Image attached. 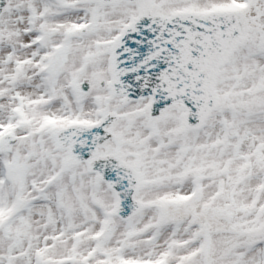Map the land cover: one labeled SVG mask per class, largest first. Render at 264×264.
<instances>
[{
	"label": "snow or ice",
	"instance_id": "6c2138e0",
	"mask_svg": "<svg viewBox=\"0 0 264 264\" xmlns=\"http://www.w3.org/2000/svg\"><path fill=\"white\" fill-rule=\"evenodd\" d=\"M0 264H264V0H0Z\"/></svg>",
	"mask_w": 264,
	"mask_h": 264
}]
</instances>
